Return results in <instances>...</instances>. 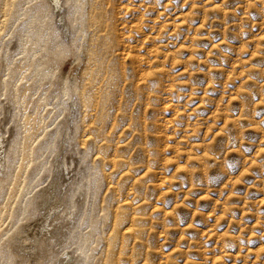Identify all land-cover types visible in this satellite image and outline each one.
Masks as SVG:
<instances>
[{
	"label": "rangeland",
	"instance_id": "374dc122",
	"mask_svg": "<svg viewBox=\"0 0 264 264\" xmlns=\"http://www.w3.org/2000/svg\"><path fill=\"white\" fill-rule=\"evenodd\" d=\"M62 1L0 0V177L20 158L6 152L25 135L21 89L29 112L43 102L29 189L0 187V251L12 264H264V0Z\"/></svg>",
	"mask_w": 264,
	"mask_h": 264
},
{
	"label": "bare ground",
	"instance_id": "6f19581e",
	"mask_svg": "<svg viewBox=\"0 0 264 264\" xmlns=\"http://www.w3.org/2000/svg\"><path fill=\"white\" fill-rule=\"evenodd\" d=\"M48 1H49L50 5L53 6V9L57 8V10L59 11V10H61L63 8V1L62 0H48ZM36 16L37 17H35L34 20L38 21V23H39V21L42 22L40 14H38ZM37 24L34 25V23H33V24H31V26L32 27L37 26V29L40 30L41 27H40L39 24L38 25ZM37 39H38L37 34H32V33L31 34H27V36L24 39V45H25V47H26V45H28V50L30 51L28 59H27V62L25 63V65L23 67L25 69L28 68L29 63L32 60L31 58L33 56V53H31V51H33ZM24 45H23V47H24ZM24 78L25 77H22V79H24ZM28 89H29L28 86L25 85L21 89V95H20L21 96L20 101L22 100V104H23L22 110L24 111V114H22V119H21L22 122L21 123H22L23 132H24L25 135L22 137V139L20 141H18V142H16L14 144V146H13L11 151L6 152L7 155H10V156L11 155L15 156V155L18 154L19 157H20L19 158V162H18V164L16 163L17 166H16V168L14 170V173L12 175L0 177V187L2 185H4L5 183L8 185L7 194L9 195V197L13 196L14 194L16 196H18L21 187L24 188L23 190H28L29 189L28 184H24V182H25L24 174H25V172L27 171V169L29 167V163L31 162V156H32V153H33V147H32V143L33 142H31V139H32V137H34L33 135L36 133V131H38L41 128L42 122H43L42 119H41V115H40L41 106L43 104L41 98L38 97V99L36 101H34L33 111L32 112H29V110H28L29 107L31 106V101H29V99H26V95L28 93ZM2 149H3L2 141H0V153H1ZM22 184H23V186H22ZM31 200H32V197L28 198L26 200L25 199L22 200V203H24V205H22V211L23 212H25L27 210L29 204H33V203H31ZM42 204H43V200L41 202H39V207L40 206L42 207ZM55 212H56V207H51L50 209L46 210V212L44 213L45 215H44V217L42 219V222H41L40 228L41 229H47L46 232L49 230V234L52 233V228H50V227L52 226L54 220L56 219V217L53 216ZM34 234L35 235L39 234L38 229H37V231L33 232V235ZM30 235H32V234H30ZM32 238L33 237H31V239ZM45 238H47L46 235H45ZM29 240H30V237L28 235L21 242L19 249L24 247L26 242L28 244ZM69 243H71V245L72 244L76 245V250L75 251L79 252V254L83 256V259H85V258H87L89 256L88 255V249H87V246H88L87 245V239H86L85 235H80L79 233H77L69 241ZM13 257L14 256L11 253L10 249L9 250L7 249L6 251H0V261H3L4 264H12L13 263ZM72 259H73V262H74L75 261L74 260L75 259L74 255L70 254L69 252H67V254L63 257V263L70 264ZM55 262H56L55 260H51V264H55Z\"/></svg>",
	"mask_w": 264,
	"mask_h": 264
}]
</instances>
